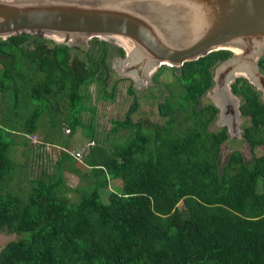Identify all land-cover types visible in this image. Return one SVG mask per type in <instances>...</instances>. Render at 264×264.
I'll use <instances>...</instances> for the list:
<instances>
[{"label": "trees", "instance_id": "obj_1", "mask_svg": "<svg viewBox=\"0 0 264 264\" xmlns=\"http://www.w3.org/2000/svg\"><path fill=\"white\" fill-rule=\"evenodd\" d=\"M48 42L28 33L0 37V87L17 76L28 82L34 104L21 130L32 135L41 127L40 143L59 141L65 149L69 142L58 139L62 123L70 133L85 129L92 141L80 162L60 148L52 172L35 177L25 205L0 197V226L28 235L0 249V264H264V154H254L259 146L264 151V101L244 78L230 84L243 122L236 139L218 125V108L206 96L214 66L230 52L171 66L174 86L164 85L167 94L157 104L163 123L131 118L137 99L128 86L132 102L99 139L83 113L93 109L84 102L85 87L94 78L104 82V62L70 65L71 45ZM257 65L264 73V55ZM151 78L157 83L156 74ZM22 97L13 92L19 104ZM213 122L216 128L208 127ZM121 130L126 134L118 136ZM239 139L252 156L231 145ZM7 172L1 164L0 181ZM65 172L80 183L67 186ZM113 179L119 187L102 200L100 191Z\"/></svg>", "mask_w": 264, "mask_h": 264}, {"label": "water", "instance_id": "obj_2", "mask_svg": "<svg viewBox=\"0 0 264 264\" xmlns=\"http://www.w3.org/2000/svg\"><path fill=\"white\" fill-rule=\"evenodd\" d=\"M23 33L69 45L90 37L116 41L133 67L148 69L227 50L206 96L221 114L218 125L236 139L240 116L230 84L242 77L264 96L257 65L264 0H0V37Z\"/></svg>", "mask_w": 264, "mask_h": 264}, {"label": "rangeland", "instance_id": "obj_3", "mask_svg": "<svg viewBox=\"0 0 264 264\" xmlns=\"http://www.w3.org/2000/svg\"><path fill=\"white\" fill-rule=\"evenodd\" d=\"M96 38L107 44L106 52L113 55L109 59L105 58L104 60V82H101L98 78H94L92 82L88 83L85 87V91L88 95L84 99V102L86 105L92 106L93 109L84 111L83 120L86 125L93 127L94 134L92 135L99 139H103V137L107 135L106 132L111 126V121L123 118L124 112L132 102V95L126 92L128 86H132L135 90L134 94L137 97V109L131 115V118L133 120H145L148 125L153 122L163 123L164 117H161L157 110V104L160 102L158 90L157 88L150 87L153 86L151 77L156 74L158 84H169V86L173 88L174 75L172 71L169 69L161 70L159 66H156L155 69H148L139 65L133 67V62L128 61L124 49L116 41L113 42L101 37ZM90 41V39L82 42L75 41L71 43V45H74L76 48H78V45H82L84 46L83 48H86V52H89L91 48ZM117 47L123 50V58L125 57L124 61H120L122 58L115 56V49ZM91 56H94V54H91L90 57ZM74 57L76 61L81 59L71 51V59ZM217 65L214 66V69ZM131 68H136V70ZM139 70L140 72H138ZM20 79L21 77L17 76L14 80L7 81L4 83L3 87H0V127L6 131L3 132V134L0 133V135H2L0 142L6 144V149L0 151V166L3 164V166L8 169L7 174L0 181V197L12 199L16 197L23 206L28 202L32 187L34 186L35 177L39 176L42 170L52 172L53 163L61 150L60 148H62V144H60L59 141L58 143L52 144V146L50 144L40 143L42 137L41 127L32 135H27L21 130L22 117L32 110V105L34 103L27 98L25 93V87L28 82ZM111 88L113 93L112 100L107 96L111 92ZM15 89L17 92L19 90V94L23 96L21 99L22 101H19L20 104L18 101L16 102L13 100V92H16ZM103 92L106 94L105 98L101 97ZM258 93L260 98L264 101L262 93L259 91ZM176 95L177 94L174 93V96ZM237 99L239 104V97H237ZM206 100L203 99L201 103H207L208 100ZM65 106L66 102L63 99L60 102V108H65ZM219 116L221 118V114ZM220 118L218 119V123H222ZM240 123L242 124L243 122ZM241 124L239 127H241ZM10 128L15 131H12ZM66 129L68 128L62 123L58 139L60 141L67 140L69 142L64 146L65 149H62L67 151H80L85 155L92 141L89 132L85 129L81 130L79 127L72 133L66 131ZM118 134L125 135L126 133L121 130L117 135ZM235 136H237V134ZM240 136H237V139ZM237 143V140H235L231 145L236 146ZM105 144L107 143L105 142ZM240 147L247 157L252 156L246 143L244 145L242 143ZM254 154H264L263 148L261 146L255 148ZM3 156L7 159V162H2ZM64 179L65 183L70 188H74L80 183L74 175L67 172L64 173ZM119 185V180H109L108 187L100 191L102 200H106L107 194L117 189ZM67 195L70 199H75L76 196L74 191H69ZM27 237L28 235L25 232H21L10 225H2L0 226V249L10 241L25 239Z\"/></svg>", "mask_w": 264, "mask_h": 264}, {"label": "flooded vegetation", "instance_id": "obj_4", "mask_svg": "<svg viewBox=\"0 0 264 264\" xmlns=\"http://www.w3.org/2000/svg\"><path fill=\"white\" fill-rule=\"evenodd\" d=\"M96 39V42L93 44L91 41H93L92 39H90L91 41H90V45H91V48H90V50H89V52H86L87 50H86V48H83L84 46H82V45H78V48H76L74 45H71V47L69 48L70 49V56H69V64L71 65V64H74V65H76V64H79V62H81V61H84V63L85 64H87V63H90V62H94V61H99L100 62V60L101 61H103L104 62V60H105V58H107V59H109L112 55H111V53H107L106 51V47L108 46L107 44H105L103 41H101V40H97V38H95ZM48 44L51 46L52 44H53V41H50V39H48ZM103 42V43H102ZM55 43V42H54ZM89 45V46H90ZM118 48V47H117ZM115 49V53H116V57H120V58H122L120 55H119V53H118V49ZM71 51H73V53H75V55L76 56H79L81 59L79 60V61H76L75 60V57L74 58H72L71 59ZM103 52L105 53V55L103 54ZM91 54H94V56H91L90 57V55ZM124 55V54H123ZM119 59V58H118ZM225 59V58H224ZM221 61H223V60H219V62H217V64L218 63H221ZM216 64V65H217ZM163 66V67H162ZM159 68L161 69V70H163V69H169L170 71H172V69H171V66H169V65H160L159 66ZM174 72H175V70H173ZM214 71V70H213ZM156 79H157V77H156ZM152 81H153V79H152ZM153 86H150V87H154V88H157L156 87V85L155 84H158V83H156L155 81H153ZM164 85L165 84H163V85H160V84H158V97H159V100L161 101L162 99H163V97H164V95H166L167 94V90L165 89V87H164ZM161 92V93H160ZM135 95V94H134ZM136 99H137V97H136ZM203 99H205L206 100V98L205 97H201L200 99H199V103L201 104V102L203 101ZM207 101V100H206ZM207 103H203V105H206ZM158 110V109H157ZM158 114H159V112H158ZM218 115V110H217V113H216V116ZM162 117V116H161ZM164 121H165V118H164ZM160 124V123H159ZM208 127H213V128H216L215 127V124H214V122L213 123H209V125H208ZM237 144L239 145V147L241 146V144L243 143L244 144V142H243V140H237ZM228 143V142H227ZM226 145H228V144H226Z\"/></svg>", "mask_w": 264, "mask_h": 264}, {"label": "built area", "instance_id": "obj_5", "mask_svg": "<svg viewBox=\"0 0 264 264\" xmlns=\"http://www.w3.org/2000/svg\"><path fill=\"white\" fill-rule=\"evenodd\" d=\"M66 131H68L67 129H66ZM67 153H69L75 160H77L78 162H80L81 161V159H82V153L80 152V151H67V150H65Z\"/></svg>", "mask_w": 264, "mask_h": 264}]
</instances>
